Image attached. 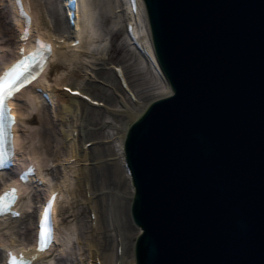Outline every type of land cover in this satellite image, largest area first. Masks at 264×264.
<instances>
[{
  "label": "water",
  "instance_id": "water-1",
  "mask_svg": "<svg viewBox=\"0 0 264 264\" xmlns=\"http://www.w3.org/2000/svg\"><path fill=\"white\" fill-rule=\"evenodd\" d=\"M141 2L173 92L125 137L136 264H264V0Z\"/></svg>",
  "mask_w": 264,
  "mask_h": 264
},
{
  "label": "bare ground",
  "instance_id": "bare-ground-1",
  "mask_svg": "<svg viewBox=\"0 0 264 264\" xmlns=\"http://www.w3.org/2000/svg\"><path fill=\"white\" fill-rule=\"evenodd\" d=\"M65 1L46 0V7L39 0H23L25 8L27 7L31 17H33V30L38 35L50 39L54 44L55 50L52 53L50 66L38 86L47 89L50 93V98H52L54 104V117H57V121H61L60 125L63 127V132L59 134H56V131L55 133L52 132L56 128L53 122V113L51 112L52 107H49L41 99V94L32 93L35 89H31L25 90L20 95L30 103L29 106L22 105L19 112V122L15 125L17 130L16 145L22 152L21 158L28 156L34 161L36 167H38L39 177L48 181L49 184L38 187H23L22 191L26 195V201L22 199L19 202L21 204L20 210L23 214L18 218L0 219V246L3 247V251L0 250V264L3 256L2 252L22 245L27 241V238L23 237L24 232L21 231L23 228L28 232L29 239L35 237V214L40 209L43 197L50 191V188L59 190L61 194V199L57 201V206L55 207L59 213L57 219H60L61 214H64L63 221L56 233L61 244L57 245L52 251L47 250V252L42 253L36 264H79L80 260L77 259L78 256L76 255L78 246H80L79 250L86 248L90 250L89 252L91 253L88 252L89 258L92 259L93 264H95L94 261L97 259L103 264H135L133 255L131 254L132 257L129 259L128 251L123 246L126 243V236L124 238L123 236L120 238L119 235L116 237L117 229L116 227H111L112 218H110V213H108L107 209V221L105 224L103 207L106 206V201L108 202L107 198H109V195L107 193L111 191V187L108 185L113 184V176H116L120 182L123 180V185L119 186V191L127 195L130 209L133 187L130 177L126 173V168H124V153L122 149L127 126L129 125L128 123L136 119L135 117L140 116L141 111L144 109L142 107L143 109H140V111L136 110V101L140 95L147 93L145 95L147 98L143 97L145 101L157 98L169 93V86L157 72V67L153 63H147L140 49H137V46L132 44L131 37L126 31V24L131 22L134 35L151 50L150 30L148 29L142 3L138 4V12L133 13L128 0H78L76 25L72 28L68 18L70 9L64 6L63 2ZM2 4L6 5L3 10L7 14L6 18H10L12 21L13 32L5 40L0 39V70L17 58L18 45L22 43L20 42V32L24 29L22 18L17 13L18 8L15 7L14 1L0 0V5ZM61 16L64 18L60 19ZM105 16L112 19L111 23L120 24L123 36H125L124 39L128 41L126 50L133 51L136 55L135 58L138 59V64L143 65V70H135L130 67L131 65L128 67L127 64L126 67L116 64L121 70V77H119L114 68H112L114 73V76H112L109 72L100 73L94 71L93 73V69L84 64L83 61L88 56L87 53L92 52L95 56V54H99L100 49L103 50L104 43L98 44L97 42L106 31L101 23V18L103 17L104 19ZM52 18L55 19L53 29L49 25ZM14 21L18 22V25ZM5 32L7 34L8 30L5 29ZM64 32L67 33L68 38L60 41L59 38L62 34L63 37L66 36ZM73 37L79 38L80 43L78 45L73 46L70 44L73 41ZM123 47L125 48L124 45ZM82 71H84L83 75H85L82 76V79L83 77L88 79L87 87H82L79 82L73 79V76L80 77ZM99 73L106 79L99 76ZM100 78L112 84V89L114 88L113 94H108L109 87L106 88L103 85V88H98L97 82ZM122 78L126 86L122 84ZM143 83H147L145 88H150L145 91L141 90L139 87ZM104 84L107 85L106 83ZM64 85L81 90L94 100L97 99L99 104L103 101L109 106L110 103L115 102L113 110L118 111L124 117L118 118L115 113V123L110 124L111 117L107 114L105 115L101 107H97L87 99L69 94L68 91L62 89ZM94 88H96V94L91 93ZM121 101L124 103H121ZM101 113L102 116L100 117ZM48 118L50 119L48 120L49 123L46 122ZM90 124L94 125L95 128L93 130H88ZM107 124L110 125L108 126ZM104 125H107V130L103 128ZM102 133H104V138L111 140L109 144L106 145V143L98 141L101 138L99 134ZM55 141L58 146L56 154L52 150ZM89 141L91 144L87 146ZM81 161L85 162L82 166H80ZM88 161L91 166L86 164ZM56 162L60 163L59 177L53 175L50 171L51 176L48 177V168L52 163L56 164ZM65 162L66 164H64ZM0 179L5 184L7 183L6 176L0 175ZM12 183H8V185ZM88 189L91 191L90 198L87 196ZM81 196H83L82 200ZM69 198H71V201ZM62 203H68L69 206L66 204L67 207H61ZM86 203L87 208L90 209L91 205L94 207L93 210H95L97 220L96 228H91L92 225L90 223L91 227L87 229L86 222L80 219L83 213L82 209ZM68 208L73 211V221L69 218L71 214L67 212ZM24 220L28 221L25 225L23 224ZM120 220L121 218L119 217ZM138 231L139 228L136 227L134 234H137ZM110 236L114 237L112 239L114 247H111V243L107 242ZM16 237L17 239L19 238V242L16 241ZM78 240L84 241L86 246L79 244ZM119 243H122L123 246L122 254L115 252L116 245H119ZM77 244L78 246L75 248ZM133 244L134 241L132 242ZM50 252L51 254L54 253L52 258L48 257ZM72 255L75 256L73 257Z\"/></svg>",
  "mask_w": 264,
  "mask_h": 264
},
{
  "label": "rangeland",
  "instance_id": "rangeland-1",
  "mask_svg": "<svg viewBox=\"0 0 264 264\" xmlns=\"http://www.w3.org/2000/svg\"><path fill=\"white\" fill-rule=\"evenodd\" d=\"M43 3V5L45 6L46 5V0H39ZM6 5L5 4H2L0 5V39L1 40H5V38L10 35L11 32H13V24H12V21L10 18H6L7 14L4 12L3 8H5ZM47 7V5H46ZM7 9V8H6ZM118 10V9H117ZM120 13V12H118ZM64 18V17H63ZM62 16L60 17V19H63ZM53 19V20H52ZM50 20V24L51 25V28L53 29L54 26H55V19L52 18ZM101 23L103 24V29H105L106 31L103 33L102 37H100V40H98V44L100 43H104V47H103V50H99V54H95V56L93 55L92 52L90 53H87L88 56H86V58L84 59V64L87 65V67H91L93 69V73L94 71H97V72H109L112 74V76H114V73L112 72V67L111 65L114 63H117V64H121L122 66H125L126 67V64L128 65V67H132L133 69L135 70H143L144 68H142L143 65L141 64H138V59H136V55L133 53V51H130V50H126V48L128 46H126L128 44V41H126L124 39L125 36H123V33H122V27H119V23H111V18L109 17H103L101 18ZM5 29L8 30L7 34L5 32ZM123 45L125 46V48L123 47ZM104 48H106L104 50ZM123 48V49H122ZM131 58V59H130ZM90 68V69H91ZM129 69V68H128ZM84 71L81 72V76H73V79L76 80L77 82L80 83V85L85 86L87 87L88 86V82L85 77H83L82 79V76H85L83 75ZM92 73V74H93ZM99 73V76H101ZM102 77V76H101ZM104 79H106L105 77H102ZM101 79V78H100ZM103 79H101L102 81ZM108 82V81H107ZM109 83V82H108ZM96 84V83H95ZM93 85V84H92ZM97 85H98V88H103L104 84L102 85L101 83L97 82ZM109 85H112L111 83H109ZM103 86V87H102ZM147 83L146 84H142L139 88H141V90L143 89L144 91L147 89V88H150V87H147ZM107 88V87H106ZM95 89V90H94ZM91 93L93 94H96V88H94ZM114 89H111L109 88L108 90V94H113L112 92ZM98 95V94H97ZM145 95H147V93H143L142 95H140L138 98H139V101L137 102V111H140V109H143L142 107H144V105L146 103H148V100H144V98H147ZM142 97V98H141ZM144 97V98H143ZM108 106V105H107ZM109 109H106V108H102L103 111L105 113V115H109L111 117L110 119V124L112 123H115V119H116V115L118 118H121L124 117V115H121L118 111L116 110H113V108H115V102L113 103H110L109 105ZM116 113V115H115ZM102 116V113L100 114V117ZM54 117V115L52 116ZM115 118V119H114ZM54 124L56 125V128L54 130H52V132L55 133V131L57 132L56 134H59L62 131V126L60 125L61 121H57V117H54ZM48 120H50L49 118L46 120V122H48ZM49 123V122H48ZM110 124H107L108 126ZM107 125H104L103 128L106 129V126ZM95 127L94 125L90 124L89 127H88V130H93ZM107 130V129H106ZM116 130V129H115ZM53 133V134H54ZM103 134H99V136L101 138H99L98 140L100 141V139H102V141L104 140V137H103ZM56 141L53 143V153L56 154L57 152V149H58V146L56 145ZM107 145V143H106ZM89 162V161H88ZM88 162H86L87 165L91 166L90 162L88 164ZM85 162H80V166L84 165ZM59 168H60V163L59 162H56V164L52 163L51 166L48 168V171L52 172L53 175H57L59 176ZM49 172V174H50ZM113 184L112 185H108L111 187V191H109L107 193V195H109V198L108 199V202L106 201V206L103 207V219H104V222L106 224V221H107V214H106V209L108 211V213H110V218L111 216L113 215L114 218H118V220H116L117 222V227L119 228L120 232H124V236H126V250L128 251V258L130 259L132 257L131 254H133V245H132V242L134 241L135 237L137 236L136 234H134V231H135V228H136V225H134L133 221H131V216H130V211H129V207H128V202H127V195L124 193H121L119 191V186L123 185L122 182L123 180L120 182L118 178H116V176H113ZM110 189V188H109ZM81 200L83 199V196H81ZM69 200L71 201V198H69ZM80 200V201H81ZM70 201H67V202H70ZM71 203V202H70ZM69 206L68 203H62V206L61 207H67L66 206ZM108 205V206H107ZM84 208L82 209L83 213L81 214L82 217H80V219L84 220L86 222V226H87V229L91 227L90 225V217L88 216L89 215V212L87 211V203L84 204ZM68 213H70L71 215L69 216V218L71 219V221H73V218H74V214H72V209L67 210ZM62 213V212H61ZM121 218V220L119 221V217ZM64 214H61V217L63 218ZM75 221V220H74ZM28 221L27 220H24V225L27 223ZM111 223V221H110ZM111 227H112V223H111ZM21 231L24 232V236L25 239L29 238L30 236L27 235V231L25 230V228H23ZM111 238V240H110ZM114 237L113 236H110L109 237V240L107 241L108 243H111V247H114V242H112ZM80 242L79 244H82L84 246H86V244L84 243V241H79ZM78 246V244L75 246V248ZM107 246V245H106ZM80 246H78L77 248V253L76 255L79 256L80 254ZM79 251V252H78ZM88 250H86L85 252V255L87 253ZM83 253V252H82ZM131 255V256H130ZM73 257L75 255H72Z\"/></svg>",
  "mask_w": 264,
  "mask_h": 264
},
{
  "label": "snow or ice",
  "instance_id": "snow-or-ice-1",
  "mask_svg": "<svg viewBox=\"0 0 264 264\" xmlns=\"http://www.w3.org/2000/svg\"><path fill=\"white\" fill-rule=\"evenodd\" d=\"M40 46L41 48L48 49L49 52L51 50L49 45L41 43ZM32 55L34 56L35 54ZM30 67L31 64L28 63V58H25L13 66V68L2 79H0V98H6L7 96L12 95L14 91L18 90L16 87L17 81H20L19 87H23L24 83L31 82L32 79H35L34 75H25V73L29 72ZM9 197H15V189L10 190L3 197H0V212L7 208ZM45 235L46 234L43 231L39 233V251H44L47 247ZM12 264H16L15 258H13Z\"/></svg>",
  "mask_w": 264,
  "mask_h": 264
}]
</instances>
